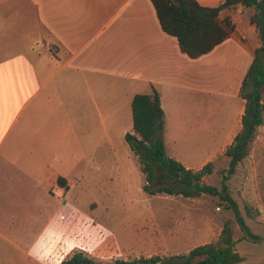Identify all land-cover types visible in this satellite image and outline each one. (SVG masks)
Segmentation results:
<instances>
[{"label": "crops", "instance_id": "crops-1", "mask_svg": "<svg viewBox=\"0 0 264 264\" xmlns=\"http://www.w3.org/2000/svg\"><path fill=\"white\" fill-rule=\"evenodd\" d=\"M239 8L219 13L233 25L228 37L190 59L150 0H0V264H61L74 252L97 262L123 245L105 219L77 215L62 197L89 179L85 158L136 159L124 141L135 94H159L166 157L198 171L225 153L242 127L241 82L260 46L250 15H233ZM218 228L160 231L156 254H187ZM240 237L238 264H264V244Z\"/></svg>", "mask_w": 264, "mask_h": 264}, {"label": "trees", "instance_id": "trees-1", "mask_svg": "<svg viewBox=\"0 0 264 264\" xmlns=\"http://www.w3.org/2000/svg\"><path fill=\"white\" fill-rule=\"evenodd\" d=\"M161 30L177 40L180 51L190 59L210 53L233 31L229 18L219 20L224 8L235 5L251 8L249 22L256 28L260 46L254 51L251 64L241 82L240 96L245 100L242 127L227 148L224 156L228 166L220 172V187L208 185L202 179L212 173L213 163L198 171L186 169L178 161L165 155L162 134L164 130L163 111L159 94H135L131 100L132 133H126L124 141L139 164L144 177L142 190L149 195H170L183 198H197L201 195L216 197L224 210L231 211L241 237L252 243L264 240L251 233L240 214L237 202L229 192L227 181L237 166L247 156V150L256 128L263 121L261 88L264 86V0H224L220 6L209 8L196 0H150ZM58 185L64 186V179L58 178ZM246 214L249 210L245 208ZM233 229L228 222L222 226L216 242L200 245L187 254L170 257L151 256L134 260L116 259L109 264H238L244 260L235 250ZM61 264H100L93 259L74 252Z\"/></svg>", "mask_w": 264, "mask_h": 264}, {"label": "rangeland", "instance_id": "rangeland-1", "mask_svg": "<svg viewBox=\"0 0 264 264\" xmlns=\"http://www.w3.org/2000/svg\"><path fill=\"white\" fill-rule=\"evenodd\" d=\"M239 7L233 12L236 18L244 19L252 15L251 8L241 5ZM261 101L262 124L256 128L248 146L247 156L237 166L227 184L246 226L251 233L264 239V86L261 88ZM117 145L116 141L115 147ZM108 155L109 153L105 155L100 153L97 157L85 158L83 164L88 166L89 179L77 184L75 181L62 197L69 209L76 211L77 215H93L105 219L103 226L120 238L119 241L124 239L121 247H115L107 255L100 257L98 263L109 264L116 259L134 260L151 256L183 255L156 254L155 238L160 237V231L167 232L173 229L181 235L186 234L185 230L190 233L194 228L193 231L200 234L202 226L210 224L211 233L215 235L219 231L218 227L222 229L223 224L228 222L233 229V237L241 236L231 211L224 210L216 197L201 195L197 198H183L165 194H146L142 190L144 177L138 162L135 161L137 159L120 158V165L117 166L115 164L118 160L111 159ZM227 166L228 158L223 154L213 162L212 173L205 176L202 182L220 187L222 179L220 172ZM74 177L77 179L80 176L75 174ZM51 192L55 194L53 190ZM245 208L249 210V215L246 214ZM163 215H174L176 222H169L171 218ZM139 216L141 218L145 216L146 221L143 219L139 221ZM145 233L146 243L142 238ZM218 238L212 242H216ZM237 244L253 246L240 242Z\"/></svg>", "mask_w": 264, "mask_h": 264}]
</instances>
